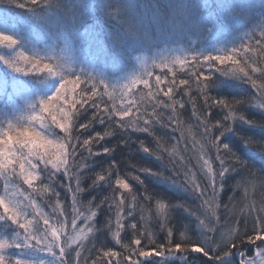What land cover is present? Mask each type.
I'll return each mask as SVG.
<instances>
[{
  "label": "snow or ice",
  "instance_id": "snow-or-ice-1",
  "mask_svg": "<svg viewBox=\"0 0 264 264\" xmlns=\"http://www.w3.org/2000/svg\"><path fill=\"white\" fill-rule=\"evenodd\" d=\"M8 3H15L17 8L25 9L27 13L25 22L34 21L42 33L51 38L52 43L47 48L48 54L46 55L31 54L29 56L25 55L24 51L16 50L11 58L0 55V63L5 68L17 73L23 72L26 76L55 78L58 86L53 95L30 106L27 126L21 123L25 119L24 117L18 118L15 124L12 121H7L6 128L0 125V175H4L5 178L17 176L23 180L24 184L32 187L33 182L38 179V176L33 173L41 164L44 166L45 172L51 165L53 171L47 174L49 179L63 171L64 177L69 181L66 191L72 194L74 215L71 219V226L75 231L78 227V220L90 221L97 215L96 211L91 210V201H89L90 215L76 211L75 208L76 195L84 190L81 188L80 175L83 170L90 167L88 158L101 154L111 156L121 142L135 143L136 141H133L132 136L128 134L129 129L133 133H147L154 136L153 129L156 124H161L162 127L178 125L181 115L178 108H185L186 101L183 97H187V103L192 105L193 115L200 121L204 138L212 142L216 152L213 160L201 149V155L197 159L201 169L206 170L207 183L198 182L194 173L193 178L189 180L188 173L191 172V168L184 173L183 180L180 179L181 172L176 171L175 168L168 175H165L164 171H151L148 168L140 170L148 173L158 182L189 193L196 201L200 202L196 208H190L184 204L169 205L175 209L183 208L190 216L195 217L199 229L197 238L176 240L174 230L168 224L169 217L164 213L165 205L157 200L163 217L160 220V229L165 233V242L160 243L154 240L151 234L138 232V225L132 223L130 227L133 230V236L130 243L125 244L119 238L117 239V243H120L125 249L122 259H120L121 253L112 250H103L102 256L107 258L108 264H112L114 259L116 264H122V260H127L128 264H145V261H149L151 257L180 254L184 264H188L186 254L192 252L202 254L207 258L202 264H206L208 261L211 264H236L234 257L237 256L239 264H264V245L256 243L264 241V165L256 168L245 156L238 154L230 146L226 133L238 134L230 124L219 120L211 126L207 123L213 107L226 108L228 114L224 120L238 119L242 125L258 128L261 133H264V122L257 123L246 119L243 115L239 117L235 115L236 105L251 104L246 93L241 94L244 98L231 101L209 95L210 89L217 86L219 78L227 77L238 80L241 84L250 83L257 96L261 98L259 105L252 104L251 106L264 109V0L259 7L249 0H197L191 6L186 5L183 0H171L167 5L170 9L167 22L173 25L176 34H183L186 29H195L202 31V34L207 36L218 27L217 12L223 14V23L226 26L251 24L257 18V11L260 23L254 29L245 32L239 44L233 41L231 46L226 47L223 51L193 52L176 57L170 62L161 61L157 66L162 69L166 68L167 73L164 76L155 74V85L150 81V77L154 75L152 72L147 73L149 78L141 76L124 84L123 87L127 92L122 94L121 107L116 106L114 97L109 92V85L102 77L93 76L83 71L77 72L73 65L77 62L83 63L87 55L96 57L106 55L100 33L88 24V20L97 13L104 25L109 26L105 34L119 49V55L121 57L127 55L128 38L137 36L141 30H145L152 23L137 14L136 10L139 5L133 3L132 0H24V2L8 0ZM0 27H3V30H0V45H3L5 50L16 49L18 39L11 31L16 29V26L9 21L4 13H0ZM58 32L65 33L59 41L56 40ZM171 34L173 33H168V35ZM161 35L166 38L163 30ZM75 39H79L78 46L73 43ZM31 43L34 45L33 42ZM17 57L26 62L24 67L19 66ZM176 65H179L180 70L186 73L185 76H177ZM168 74H171V80L167 79ZM258 81L261 82L258 83ZM82 84L84 87H81ZM139 84H143L144 88L148 89L147 96L151 101V111L145 106L144 112H140L141 105L132 99L136 96L137 91L143 96V91L137 88ZM181 88L183 95L181 98H177V90ZM4 90L0 89V93ZM193 90L203 98L204 110L208 115H204L203 112L197 114V98L191 94ZM69 92L72 93L71 98L67 94ZM161 94L167 99L161 100ZM21 95H23V90H21ZM105 95L108 96L109 101H112L111 107L107 102H104ZM124 99L127 100L126 105L123 104ZM56 101H66L68 109H71L69 111L61 107L59 121L50 111V106ZM134 109L136 110L135 120H126V117L133 116ZM90 110L91 115H88ZM42 113L51 115L53 123L66 134L65 138L62 140L49 138L50 133ZM169 113L171 114L169 115ZM164 116H167L168 124L163 123L161 118ZM84 117L87 119L81 123L80 120ZM37 122L40 130H36ZM95 124L108 127L103 133L95 132L81 141L80 132H88ZM213 129H222V131L219 132V135L210 136ZM172 131H176V128L172 127ZM117 136H121L122 140H118L113 147L101 144L98 150H93L92 145L105 141L107 137ZM156 144L158 148L167 151L159 137L156 138ZM139 145L144 153L151 154L150 148L144 145L143 140H139ZM80 147L87 148L88 157H84L78 152ZM243 148L246 153L256 155L260 161H264V140L254 141L245 138ZM169 154L171 155V153ZM78 156L83 161L79 165H77ZM157 159L161 160L162 166L166 167L163 165L161 156H157ZM201 161L202 163H200ZM216 161L219 162L218 169L214 167ZM74 166L81 170L76 173L75 177L72 175ZM115 167V162L108 165L109 170ZM43 174L44 172H41V175ZM135 178L140 179L139 177ZM73 179L76 182L75 189L71 187ZM230 179L235 181L236 192L243 190L241 199L245 202V208L241 210V216L236 221L238 224L240 219L243 220V231L230 226L232 223L231 214L234 210L229 207V204L236 200L235 195L229 196V203L223 205L224 223H221L220 216L217 215V210L221 207V194L226 182ZM99 182L110 184L109 177L101 172L96 173L88 188L96 189ZM140 182L143 183V181ZM115 184L120 189L129 188V185L119 176H117ZM250 186L259 188L261 193L259 206H257L254 194L249 191ZM56 195L59 196V192ZM152 198V196L145 197L148 200ZM26 199L30 200L31 198L26 197ZM132 199L135 201L136 197L133 195ZM106 202L107 200L102 201V203ZM113 203L117 212L118 231L116 236L119 237V229L124 227L121 222V213L127 208V216L132 217L136 205L129 204L122 197L116 203L115 196H113ZM33 206L35 207V205ZM95 207L99 208L100 205H95ZM111 207L110 204L109 211H111ZM0 209H3L0 221H10L19 229L24 230L22 236L17 233V238L11 242L0 240V264H46L44 260L32 259L31 254H43L50 257L51 264H81L82 245L79 240H73L72 233L66 230L67 220L63 221L64 228L62 230L56 227L57 224L62 223L59 217L54 223L45 217L43 222L46 227L41 230L39 225L34 224L32 220H22L24 209L11 200L6 201L3 196H0ZM250 219L252 220L251 233L247 231ZM226 227L227 232H225ZM88 230H92L91 225ZM145 240H147V244L144 243ZM74 243L77 245L76 248H73ZM245 243L257 248L254 257L245 256L241 249V245ZM149 244L154 246L151 250H149ZM133 245L137 247H132ZM8 249H16V252H9ZM73 251L75 252L74 258L72 257ZM89 255H91V250H89ZM100 259L101 256L98 255L91 260V264H97ZM152 262L160 264V260H152ZM84 264H88L87 257L84 259Z\"/></svg>",
  "mask_w": 264,
  "mask_h": 264
},
{
  "label": "trees",
  "instance_id": "trees-1",
  "mask_svg": "<svg viewBox=\"0 0 264 264\" xmlns=\"http://www.w3.org/2000/svg\"><path fill=\"white\" fill-rule=\"evenodd\" d=\"M21 2L24 1L21 0ZM132 2L139 5V8L136 10L137 14L142 15L152 21V23L145 30H141L137 36H130L128 38V44L126 46L128 54L123 57L116 54L112 40L105 34L108 31L109 26L104 25L103 21L100 19V15L97 13L93 16V20H88V24L100 33V39L105 48L106 55L100 57L87 55L84 58L83 63L77 62L73 65L77 72L83 71L93 76L102 77L108 83L109 92L112 93L117 107L122 106V94L127 92V90L123 87L125 83H129L133 78L141 76L149 78L147 77V73L152 72L154 75L150 77V81L153 85H155V74L164 76L167 73L166 68L162 69L157 66L161 61L170 62L176 57H182L193 52L223 51L226 47H230L233 41L239 44L238 41H240L241 37H243V34L248 32L250 29H254L255 26L260 23L258 19L259 12L257 11V18L254 19L251 24L226 26L223 23V14L217 12L218 27L207 36H204L202 31L195 29H186L183 34H176L173 25L167 22L170 15V9L167 5L171 2V0H132ZM183 2L186 5L191 6L195 4L197 0H183ZM249 2H253L257 7H259L262 0H249ZM0 13L6 14L9 21L15 24L17 30L14 29L12 34L18 39V45L14 50H5L4 46L0 45V55L11 58L16 50L24 51V54L29 56L31 54L39 56L48 54L47 48L52 43L51 38L44 35L34 21L25 22V18L27 16L25 9L17 8L15 3H8V0H0ZM112 30L115 31V29ZM162 30L165 33L166 38L162 37ZM81 32H83V29H81ZM168 33L173 34L168 35ZM64 34L65 33L58 32L56 40H61ZM155 36L159 37V42L155 41ZM148 38L150 39L149 42L147 40ZM31 42H33L34 45ZM73 43L78 46L79 39H75ZM17 59L19 66L24 67L26 65L25 61L19 60L18 57ZM175 67L178 77L186 75L185 72L180 70L179 65H176ZM167 79H172L171 74L167 75ZM260 82L261 81H258V83ZM57 86L58 84L55 78L26 76L23 72L17 73L11 71L0 63V89H5L2 93H0V125L6 128L7 121H12L15 124L18 118L24 117L25 119L21 123L24 126H27V116L31 111L30 106L34 105L41 99L47 98L49 95H53ZM81 87H84V85L82 84ZM161 87L164 86L161 85ZM137 88L143 91V96L139 91H137L136 96L132 99L141 105L139 111L144 112L145 106H147L149 111H151V101L147 96L148 89L144 88L143 84H139ZM21 90H23V95H21ZM67 94L69 98L72 97L71 92ZM191 94L197 98V114L203 112L204 115H208V113L204 110V100L199 96V93L193 90ZM182 95L183 89H178L177 98H181ZM209 95L230 101L233 99H240L220 86L211 88ZM248 98L251 100V104H245L243 106L236 105L235 115L237 117L243 115L246 119L256 121L257 123L264 122V109L260 107L252 108L251 105L255 104L254 99L253 97ZM160 99L166 100L167 98L161 94ZM183 99L186 101V105L184 109L178 108V111L181 113L179 117L180 123L178 125L162 127L161 124H156L153 129L155 133L154 136L148 135L147 133H133L129 129L128 134L132 136L133 141H136L135 143L128 142L125 144L121 142L120 146L116 148L115 152L111 156L101 154L99 156L88 158L90 167L83 170L80 175L81 188L84 190L77 193V203L75 208L76 211H80L85 215H90L89 201H91V210L97 212L96 217H93V224H91L90 221H85V227L89 229V225H91L92 228L91 231L87 230L88 232L83 236V240L85 242H90L92 247V254L88 260L89 264H91L92 259H95L98 255L101 256L102 253L100 252L103 250L119 252L121 253L120 259H122L125 249L120 243H117V239L119 238L121 242L125 244L130 243V240L127 242L133 232L130 225L135 222L133 219L128 217L125 219L121 214V222L124 227L119 229V237L116 236L114 240H111L106 236L107 234H112L109 231L111 226L114 229L117 228L116 231H118L116 220L117 212L116 209L109 211V200L111 197H105L101 193V188L105 185L104 182H99V186L96 189L90 190L88 188L92 179L95 178L96 173L102 172L109 177V185L113 186L117 196L133 201L132 197L134 195L136 197V201H143L139 205L143 210H145V213L150 212L151 214L150 221L146 225L144 231H146V234H151L154 240L160 243L165 242V233L160 229V220L163 217L160 209L158 208L157 200L165 205L164 213H166L168 217L172 218L171 221L168 219V224L169 227L173 228L176 240L187 239L188 237L181 235L185 234L184 228L186 226L180 222L178 223V221H175L172 216H187L190 219L187 223L196 224V227H198V222L194 216H190L183 210V208L175 209L169 205L181 204L183 201L179 196L181 194H186L190 198H193L190 202H194V204L191 206L189 205L188 207L190 208H195L194 205L198 206L200 203L199 201H196L189 193L172 187L171 185L158 182L154 177L140 170L148 168L153 171V167H155L158 171H164L165 175H168L170 174V171L175 168L176 171L181 172L180 179L183 180L185 178L184 173L191 168V172L188 173L189 180L193 178L194 173L195 179L198 182L207 183L206 170L201 169L197 159L199 155H201V149H203V151L214 160L216 155L215 148L212 146V142L210 140L204 138L200 121L193 115L192 105L187 103V97H183ZM103 100L109 104V107H111L112 101H109L107 95L103 97ZM260 103L261 102H258V105ZM123 104H127L126 99L123 100ZM61 107L71 111V109H68L66 101H56L50 106L52 115H55L58 121L61 119ZM77 107H79V105H77ZM85 107H87V105H85ZM133 112L134 114L132 117H126L125 119L134 121L136 110L134 109ZM227 114L228 110L226 108L213 107L211 109V115L208 116L207 123L211 126L219 120L223 123L230 124L233 129L237 130V135H240V132H243V135H241L243 137L244 133L247 135L252 133L264 134L261 133L258 128H250L247 125H242V122L238 119L224 120V117ZM41 115L45 118V123L48 126L50 133L49 138L54 140H62L65 138L66 134L60 130L58 125L53 123L51 115L48 113H42ZM88 115H91V110ZM86 119L87 117L81 118L80 122L83 123ZM161 119L164 124L169 123L167 116H164ZM107 127V125L101 126L99 124H95L88 132L81 131V141L84 138L90 137L95 132L103 133ZM172 127H175L176 131H172ZM36 130H40L38 122L36 124ZM220 131H222V129H213V132L209 135H219ZM73 134L75 135L76 133L74 132ZM230 134L231 136H237L232 133ZM157 137H159L161 143L167 151L157 147ZM137 138L144 141V145L150 148L151 154L143 152ZM246 138L251 139V137ZM118 140H122V137H107L105 141L92 145V148L94 151L98 150L101 144L113 147L117 144ZM230 146L238 153H243L246 159H248L250 163H253L256 168L260 167L256 163L264 165V161H260L256 155H254L253 160H251L253 156L251 153H246L244 148H242L240 152L236 148L235 144H230ZM78 152L84 157H88V150L86 147L78 148ZM169 153H171V155ZM157 156H161L163 158V165H166V167L162 166V161L158 160ZM225 158L227 159V157ZM113 162H115L116 167L109 170L108 165ZM81 163H83V161H81L78 156L77 165ZM200 163H202V161ZM214 167L216 169L219 168L218 161L215 162ZM18 171L19 168L17 165V172ZM52 171L53 169L51 168V165H49L47 171L45 172L44 166L41 164L33 173L38 176V179L33 182L32 187L24 184L23 180L17 176H9L5 178L4 175H0V196L6 188L7 193L10 195L12 200L16 201L14 203L19 204L20 207L24 209L22 220H32L34 224L39 225L41 230L46 227L43 222L45 217L49 218V220L53 223L57 217H59L62 223L57 224L56 227L63 230V221L67 220L68 225L66 230L70 232L72 230L71 219L74 215V209L72 194L66 191L69 181L64 177L63 171L57 173L50 179L47 178V174ZM41 172H44V174L41 175ZM77 172H81V170L74 166L72 175L75 177ZM117 176L124 179L125 183L129 185L128 189H120L116 187L115 181ZM135 177H139L140 179L137 180ZM140 181H143V183ZM71 187L73 189L76 188L75 179L71 181ZM57 192H59V196L56 195ZM231 195H235L236 200L232 201L229 204V207L233 208V214L237 213L238 217V214L243 209V206L241 205L243 200L241 199V192L235 191V181L232 179L228 180L225 184V188L220 198L221 207L219 209L224 211L223 205L229 203V196ZM146 196H152L153 198L148 200L145 199ZM257 196L261 199L260 191H258ZM26 197H30L31 199H26ZM105 200H107V202L102 203V201ZM186 203L188 202L185 201L184 204ZM33 205H35V207ZM95 205H100V207L96 208ZM65 213L67 215H64ZM105 213H113V215L108 221L106 229L103 231L106 235L105 237H102L100 236L97 225L100 224L106 217ZM0 215H3V209H0ZM83 223V219L78 220V227ZM233 223L234 218L232 219L230 226L237 227L240 225V227L238 226L237 228L241 231L244 230L243 223H236V226L233 225ZM17 233L22 236L24 230L19 229L17 225H13L10 221H0V240L11 242L17 238ZM189 239L194 240L192 237ZM144 243L147 244V240H145ZM246 244L247 243L243 245ZM257 244L264 245V243H258V241ZM148 247L149 250H151L154 246L149 244ZM7 251L15 253L16 249H8ZM233 251L236 250L233 249ZM189 253L191 252H188L186 255L188 256ZM133 258L135 259V257ZM237 258L238 256L234 257L236 264H238ZM48 259L51 258L48 257ZM81 259L84 264L83 257H81ZM149 259V261H145V264H153L152 260H160V264H184L180 258V254H172L171 256L166 254L165 257H151ZM187 260L188 264H194V262L196 264H202V262L206 261L207 258L198 255L195 259L196 261H190L188 257ZM46 264H51V261ZM97 264H108V260L102 256L101 259L97 261ZM112 264H116L115 259L112 261ZM122 264H128V261L122 260ZM206 264H211V262L208 261Z\"/></svg>",
  "mask_w": 264,
  "mask_h": 264
},
{
  "label": "bare ground",
  "instance_id": "bare-ground-1",
  "mask_svg": "<svg viewBox=\"0 0 264 264\" xmlns=\"http://www.w3.org/2000/svg\"><path fill=\"white\" fill-rule=\"evenodd\" d=\"M24 1V0H23ZM93 20L94 18L92 17V18H90L89 20ZM240 41H238V43H239ZM217 86H220L221 88H223L224 90H226V91H228L229 93H231V94H233V95H235V96H237V97H239L240 99H242V98H244L241 94H243V93H246L247 94V98L248 97H253V99H254V102H255V105H258V102H261L260 101V97H258L257 96V94H256V91H254L253 90V87H251L250 86V84L249 83H245V84H241L238 80H233V79H230V78H227V77H220L219 78V81H218V83H217ZM252 108H257V107H252ZM171 113H169V115H170ZM241 135H243V132H240V135H237V136H231V134L230 133H228V134H226V138H227V140L230 142V144L231 145H234L235 144V146H236V148L241 152V149L244 147V144H243V142H244V139L246 138V137H251V139L250 140H254V141H262V140H264V134H259V133H252V134H250V135H247V134H245L244 133V137L243 136H241ZM246 136V137H245ZM240 148V149H239ZM238 154H240V155H243V153H238ZM253 157L251 158V160H253V158H254V155L253 154H251ZM244 156V155H243ZM246 158V157H245ZM256 164H258V166H262L263 164H261V163H256ZM153 171H158L157 170V168H155V167H153ZM249 191H250V193H253L254 194V198H255V200L257 201V206H259V204H258V199L260 198L259 196H257V193H258V191H259V188H258V186L257 187H255V188H253V187H249ZM240 192H241V196H242V193H243V190L241 189L240 190ZM101 193H102V195L103 196H105V197H111L110 198V200H109V203L112 205V207H111V210H114V209H116V207H115V204L113 203V196H115L116 197V203H118L119 202V199L121 198L120 196H117L116 195V193H115V191H114V188H113V186L112 185H109V184H105V185H103V187L101 188ZM180 197H181V199L183 200L182 202H181V204H184L185 203V201H187L188 203H186V204H184L185 206H191V205H193L194 204V202H190V201H192L193 200V198H190L188 195H186V194H181V195H179ZM179 197V198H180ZM124 199H126V198H124ZM127 201H128V203L129 204H135L136 205V208H135V211H134V214H133V216L132 217H128L127 216V208H125V210H124V212L123 213H121L122 215H123V217L125 218V219H127V217L128 218H131V219H133L135 222L134 223H136L137 225H138V228H137V231L138 232H143V233H145L146 234V231H144V229H145V227H146V225L149 223V221H150V212H146L145 213V210H143L142 209V207L139 205L141 202H143V201H129L128 199H126ZM260 200V199H259ZM109 204V205H110ZM242 206H243V209L245 208V206H244V201L242 202V204H241ZM194 207L196 208V207H198V206H196V205H194ZM112 215H113V213H105V218L103 219V221H101V223L100 224H98L99 223V221H98V225H97V228H98V230H99V233H100V236H102V237H105V235H106V233H104L103 231L106 229V225H107V223H108V221L110 220V218L112 217ZM217 215L218 216H220V219H221V223H223L224 222V211L222 210V209H219L218 211H217ZM232 215V219L234 218V223H233V225H235L236 226V221H237V218H239L240 216H241V212L238 214V217H237V213L236 214H231ZM172 217H174V220L175 221H178V223L180 222V223H182V224H184L186 227L184 228V230H185V234H181L182 236H184V237H188L187 239H189V238H194V239H196L197 238V235H198V231H199V229H198V227H196V224H188L187 222L190 220L187 216H172ZM171 219L172 218H170L169 217V221H171ZM90 222H91V224H93V218L90 220ZM241 223H243V220L242 219H240V224ZM248 232L249 233H251V230H252V220L250 219L249 220V223H248ZM239 227H240V225H238ZM237 226V227H238ZM241 227H242V225H241ZM111 233L112 234H107L106 236L109 238V239H111V240H114L115 238H116V230H117V228L116 229H114L112 226H111ZM225 232H227V227L225 228ZM81 236H82V241H83V235L81 234ZM132 236H133V232H132V234H131V236L129 237V239L127 240V242L130 240L131 241V239H132ZM259 242H261V243H264V241H258V243ZM80 245H81V243H80ZM133 247H135V245L133 246ZM255 246L253 247L252 245L250 246V245H241V249H242V251L245 253V255H247V254H251L252 252H254V250H255ZM256 251H257V248H256ZM73 253V252H72ZM198 255H200V256H203L202 254H199V253H189L188 254V258L190 259V261H196L195 259H196V257L198 256ZM88 258V260L90 259L88 256H85V258ZM204 257V256H203ZM88 264H89V262H88ZM194 264H196L195 262H194Z\"/></svg>",
  "mask_w": 264,
  "mask_h": 264
},
{
  "label": "rangeland",
  "instance_id": "rangeland-1",
  "mask_svg": "<svg viewBox=\"0 0 264 264\" xmlns=\"http://www.w3.org/2000/svg\"><path fill=\"white\" fill-rule=\"evenodd\" d=\"M0 30H3V27H0ZM11 31L13 32L14 29H12ZM147 40H148V42L150 41L149 38ZM155 41L159 42V37L155 36ZM114 49H115L116 54L119 55V49L116 48L115 46H114ZM1 196H3L6 199V201L11 200L12 202H16V201L12 200L10 195L7 193L6 188L2 192ZM244 206H245V202H244ZM87 230L88 229L85 227V221H84V223L82 225H80L78 228H76L75 231H73V229L70 231L72 233L73 240H79V243H81V245H82V249L81 250L83 252V255H82L83 260L85 259V256H88V257L91 256V255H89V250H92L90 242H85L84 240L82 241L81 234L84 236V234H86L88 232ZM252 246L254 247V245H252ZM76 247H77V245L74 243L73 244V248H76ZM100 253H102V252H100ZM255 254H256V248H255L254 252H252L251 254H247L245 256L248 257V258H252V257L255 256ZM74 256H75V252L72 253V257L73 258H74ZM101 257H102V255H101ZM31 258L34 259V260H44L46 263L51 261V259H48V257L43 255V254H39V255L31 254ZM237 260H238L237 263H239V258ZM81 264H83L82 259H81Z\"/></svg>",
  "mask_w": 264,
  "mask_h": 264
}]
</instances>
